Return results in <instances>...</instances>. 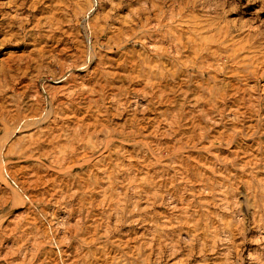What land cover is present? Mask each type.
I'll list each match as a JSON object with an SVG mask.
<instances>
[{
  "label": "rangeland",
  "instance_id": "rangeland-1",
  "mask_svg": "<svg viewBox=\"0 0 264 264\" xmlns=\"http://www.w3.org/2000/svg\"><path fill=\"white\" fill-rule=\"evenodd\" d=\"M0 264H264V0H0Z\"/></svg>",
  "mask_w": 264,
  "mask_h": 264
}]
</instances>
